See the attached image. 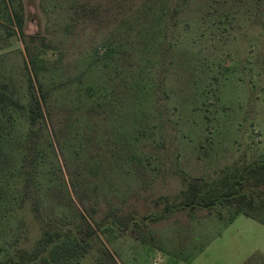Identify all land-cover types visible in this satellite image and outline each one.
Here are the masks:
<instances>
[{"label": "rangeland", "instance_id": "obj_1", "mask_svg": "<svg viewBox=\"0 0 264 264\" xmlns=\"http://www.w3.org/2000/svg\"><path fill=\"white\" fill-rule=\"evenodd\" d=\"M252 6L0 0V264H264V29ZM222 9L239 13L232 31L214 26ZM31 80L45 97L35 128ZM245 171L254 218L220 199L186 206Z\"/></svg>", "mask_w": 264, "mask_h": 264}, {"label": "trees", "instance_id": "obj_2", "mask_svg": "<svg viewBox=\"0 0 264 264\" xmlns=\"http://www.w3.org/2000/svg\"><path fill=\"white\" fill-rule=\"evenodd\" d=\"M250 1L253 4L252 12L250 13V15H246V17H248L249 19L250 16H253L254 18L252 20L254 21H257L258 19H260V25L264 29V0H250ZM174 13L175 11L173 13L170 12V15ZM238 14L239 13L236 11H232V10L223 11V9L220 12L218 10H214L213 12L210 13L211 16L216 18L213 20L214 26L217 28H223L224 31H227V32L229 30L232 31V29H235L234 25L237 24L238 19H239ZM12 17L18 29V34L20 36H23V20L20 16V13L18 11H14ZM30 85L32 88L33 102L31 103L29 107V112H30L29 120H30V124L32 128H35L37 124L39 123V121L44 119L43 101H45V97L41 89L40 91L42 95L40 94V91L39 92L36 91L33 80H31ZM251 174H252L251 172L247 173L245 171L243 172L241 177L237 179H232L231 180L232 190L223 192L219 196H216V197L213 195L208 198L204 197V195L202 197V195H200L201 188L198 187L195 192L192 191L191 194L193 196H191L190 194V196L187 197L186 206H193L195 204H200L204 207H210L214 205L220 199V200H225L230 203L237 204L238 205V210L236 212L237 215L242 213L245 216L254 218L255 215H253V213H251L249 211L250 209L247 207V206H253L254 198L249 196L245 192H242L243 188L251 185L250 183ZM262 182L263 181L258 180L257 182L253 184L260 185L262 184ZM203 198H206V200ZM84 234H86L89 237H92L95 234V231L94 229L91 228V225H88V227L85 229ZM62 236H63L62 241L66 242L64 239H68V237L71 238V233L69 234V236H66L65 234ZM76 236H78V232H76ZM78 244H79L78 248L81 251L80 255L78 256L80 257L84 256L83 254L87 251L88 243L84 240L81 243L79 242Z\"/></svg>", "mask_w": 264, "mask_h": 264}]
</instances>
